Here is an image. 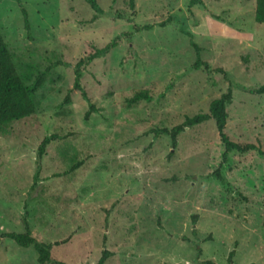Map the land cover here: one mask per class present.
Masks as SVG:
<instances>
[{"label": "rangeland", "instance_id": "374dc122", "mask_svg": "<svg viewBox=\"0 0 264 264\" xmlns=\"http://www.w3.org/2000/svg\"><path fill=\"white\" fill-rule=\"evenodd\" d=\"M0 0V29L27 85L44 73L31 116L0 127V237L23 233L53 244L63 264H264V157L224 152L213 119L167 134L185 117L208 112L232 90L225 133L264 151V23L255 0ZM172 18L164 27L160 23ZM131 25L153 28L122 42L84 70L72 90L84 42L103 48ZM200 49L201 63L186 36ZM129 48L134 56L121 66ZM147 90L150 102L126 99ZM50 143L35 156L44 136ZM78 165L76 168L73 166ZM32 187V188H31ZM32 248L0 241V264H38Z\"/></svg>", "mask_w": 264, "mask_h": 264}, {"label": "trees", "instance_id": "16d2710c", "mask_svg": "<svg viewBox=\"0 0 264 264\" xmlns=\"http://www.w3.org/2000/svg\"><path fill=\"white\" fill-rule=\"evenodd\" d=\"M18 3L20 8V12L23 18V26L26 31L27 36H29V22L27 19L26 11L21 7L19 0H15ZM86 3L90 6L91 10L95 12V14H101L100 8L94 2V0H85ZM189 7L195 6L200 3V0H190ZM254 21L258 24L264 23V0H255V6L253 10ZM172 18H168L167 21L160 23L159 27H164L166 24L171 22ZM153 27L150 25L146 26H138L131 25L129 30L123 31L116 35L106 46L103 48H96L93 41L84 42V54L83 56L73 65H70L73 71L74 79L72 84V90L79 91L82 99L87 103V111L84 114V119L91 114L96 112V109L89 102V99L86 93L81 86V78L83 76V72L85 68L95 59L104 58L112 49L117 47L122 42L131 41L134 35H137L143 31H148ZM179 32L186 36L189 40V45L195 51L196 59L195 65L193 68H198L200 65H205V63H201L199 56V47L192 42V38L190 33L186 32L181 26L179 28ZM134 56V51L132 48H129L126 52V55L121 59V66L124 63ZM44 73H40L32 84H25L17 73L15 69V65L12 59L10 52L8 51L7 45L2 37L1 29H0V127L8 125L11 122L18 121L20 119L31 116L35 112V104H34V94L36 90L42 85ZM242 90L247 91L249 94H264V84L252 89L242 88ZM152 97L149 95L147 90H138L134 92L133 96L126 99V103L128 105H133L140 101L150 102ZM232 103V90L231 87H228L227 90L221 94L218 98L214 99L210 102L208 106V112L205 114H196L191 117H185L183 122L172 127L170 130H154V135L159 134H167L170 138L171 148L175 149L177 146V138L186 128H191L193 126L202 124L203 122L213 119L215 123L216 130L218 132V136L220 138L221 144L223 145L224 152L222 154L221 163L219 168L212 173L219 182L225 184L224 177L220 174L219 169L227 162L228 155L232 152L236 153H247L250 151H255L261 157H264V151L260 150V148L256 147L253 144L241 145L239 143H235L231 141L225 133V125L228 118L227 115V107ZM62 139L59 135L52 134L48 136H44L41 140L40 144L37 147L36 156H35V173L33 178V185L35 186L38 171L40 168V161L46 154V149L48 145L56 140ZM78 165L73 166L72 168H76ZM31 187V188H32ZM24 224V232L23 233H5L0 237V241L2 239H8L13 242L19 248H32L36 253V262L38 264H63L59 261H53L50 256V249L52 245H57V242L53 244H45L36 241L28 227L26 221H23ZM262 227L264 228V211L262 216ZM110 256V253L106 251H102L98 261L96 264H104L105 261Z\"/></svg>", "mask_w": 264, "mask_h": 264}]
</instances>
